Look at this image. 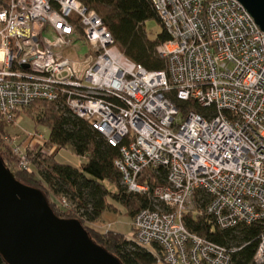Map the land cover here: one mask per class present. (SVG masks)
Here are the masks:
<instances>
[{"label":"built area","instance_id":"2783aa9c","mask_svg":"<svg viewBox=\"0 0 264 264\" xmlns=\"http://www.w3.org/2000/svg\"><path fill=\"white\" fill-rule=\"evenodd\" d=\"M152 2L170 35L157 48L166 70L127 57L79 0H8L0 8V115L15 123L33 102L65 98L112 145L122 144L115 163L124 185L155 203L136 213L128 237L160 245L164 263H231L230 249L186 227L192 213L221 229L262 223L255 260L264 264V31L239 0ZM78 41L91 51L67 55ZM170 92L212 111L184 116ZM38 135L5 136L19 169L32 171L28 151L46 141L35 142ZM158 167L168 170L166 184L140 182ZM59 205L72 208L66 198Z\"/></svg>","mask_w":264,"mask_h":264},{"label":"trees","instance_id":"16d2710c","mask_svg":"<svg viewBox=\"0 0 264 264\" xmlns=\"http://www.w3.org/2000/svg\"><path fill=\"white\" fill-rule=\"evenodd\" d=\"M79 1L104 19L116 44L127 57L149 70L167 69V60L160 56L157 48L169 40L170 35L152 0ZM7 2L8 0H0V8L6 6ZM149 21L157 22L161 28L156 36L147 30ZM169 96L184 116L190 110L201 113L212 111L195 100L178 99L175 92H170ZM40 102L43 107L33 117L37 124L49 127L50 136L46 138L43 149L28 151V159L33 165L32 171L13 168L17 158L3 140L8 129L7 122L0 115V155L6 165L14 170L17 179L41 189L59 216L81 220L92 238L117 255L124 264H166L162 261L160 245L146 247L129 238L128 234L114 229L101 231L92 226L108 211L118 213V205H122L127 214L133 217L143 208L155 205L147 194L131 192L124 185L122 173L115 163L121 155L122 144L112 145L89 121L71 110L65 98L56 102L37 100L29 107ZM52 148L58 151L70 149L84 160L78 166L60 162L56 155L50 153ZM167 175L168 170L165 167L146 169L139 180L150 186L163 185L167 182ZM106 181L115 185L117 191L112 192ZM62 198L68 199L72 208L61 209L59 200ZM200 200L203 206L208 200L207 194L202 192ZM184 223L191 232L230 249V264H258L255 253L263 233L262 223L221 229L212 217L192 213L184 216ZM0 264H8L1 253Z\"/></svg>","mask_w":264,"mask_h":264},{"label":"water","instance_id":"95a60500","mask_svg":"<svg viewBox=\"0 0 264 264\" xmlns=\"http://www.w3.org/2000/svg\"><path fill=\"white\" fill-rule=\"evenodd\" d=\"M264 31V0H239ZM0 253L8 264H124L81 220L59 216L45 193L0 155Z\"/></svg>","mask_w":264,"mask_h":264},{"label":"rangeland","instance_id":"374dc122","mask_svg":"<svg viewBox=\"0 0 264 264\" xmlns=\"http://www.w3.org/2000/svg\"><path fill=\"white\" fill-rule=\"evenodd\" d=\"M147 30L149 32L151 31L152 35L156 36V34L160 32L161 28L157 24V22L149 21L147 22ZM46 35L52 38L54 34L47 33ZM75 48H76L75 50L72 49L68 51L67 55L73 56V57L74 56H85L91 51V46L88 43H84L82 41H78L75 44ZM42 107L43 105L40 102V103H37L36 105H33L23 110L19 114V117L15 123H11V124L6 123L7 124L6 128L8 129L9 133L7 132L5 135L10 136V135L24 134V132L35 133L37 131L39 135H44V137L48 138L50 136L49 127L46 125L37 124L33 117V115H37L38 109ZM39 135H38L39 139L35 136V142L40 140L41 136ZM30 136L31 134L29 135V137ZM50 151L52 154L56 155V159L60 162L70 163L76 166L80 165V163L82 162L81 157L74 154L73 151L70 149H64L63 151H58L56 148H52ZM13 166L15 170H16V167L18 168L17 161L13 163ZM106 185L112 192L117 191L116 186L110 183L109 181H106ZM118 208L120 209L118 213L113 212V211H108V213L102 216L97 222L93 223L92 226L101 231H105L108 229H114L115 231H119L124 234H129L131 232V222H132L133 216H129L125 208L122 205H118Z\"/></svg>","mask_w":264,"mask_h":264},{"label":"crops","instance_id":"0c3cea01","mask_svg":"<svg viewBox=\"0 0 264 264\" xmlns=\"http://www.w3.org/2000/svg\"><path fill=\"white\" fill-rule=\"evenodd\" d=\"M36 132H37V131H36ZM36 132H35V133H36ZM27 133H28V132H27ZM32 133H33V132H32ZM37 133H38V132H37ZM45 138H46V137H45ZM63 150H64V149H63ZM63 150H59V151H63ZM82 159H84V158L81 157V161H83Z\"/></svg>","mask_w":264,"mask_h":264}]
</instances>
